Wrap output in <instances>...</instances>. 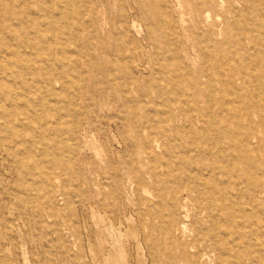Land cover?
I'll return each mask as SVG.
<instances>
[{"label": "rangeland", "instance_id": "1", "mask_svg": "<svg viewBox=\"0 0 264 264\" xmlns=\"http://www.w3.org/2000/svg\"><path fill=\"white\" fill-rule=\"evenodd\" d=\"M0 264H264V0H0Z\"/></svg>", "mask_w": 264, "mask_h": 264}, {"label": "bare ground", "instance_id": "2", "mask_svg": "<svg viewBox=\"0 0 264 264\" xmlns=\"http://www.w3.org/2000/svg\"><path fill=\"white\" fill-rule=\"evenodd\" d=\"M220 110L221 111H219L217 113L216 117L212 116L214 114L211 115V117H213V118L215 117L214 121L217 120V122H219V123H220V121H222L224 119V117H223L224 115H222L223 109L221 108ZM226 114L228 116L226 121H231L235 117L234 114H232L231 112H227ZM197 116H198V118H197ZM185 119L192 126L194 125V122H196V121L202 123L203 125H205L207 122L205 114L201 113L200 110H198V108H193L191 114L185 116ZM221 141L222 142L226 141V138L221 139L220 142ZM194 145H196V146L198 145L196 141L194 142ZM213 145H215L214 148H216V149L221 148V146H220V144H218V142L213 144ZM213 165H215V162L211 161L209 159H208V162H206V163L202 162V166L198 169L197 174H199L201 176H203V175L205 176L204 172L205 171L207 172V168H209V167L215 168V167H212ZM209 174H211V171H209ZM211 177H213V176H211ZM220 182L223 183L224 185H227V186H225V188H218V186L216 185V181L214 179L208 178L205 181H203L202 183H198L195 181V182H193V184L191 183L189 185V187L187 188L186 192L188 193L189 196L195 195L197 197L196 199H194V201L196 203L195 206L197 208V212H198L199 216H201V214L203 215L205 212H207L208 216L210 215V213L214 209L212 206V202H213L215 197L216 198L218 196L224 197L225 194L227 196L231 195V193L233 191H237V192L242 191V182L239 180H236V179L232 180L229 182V184H225L224 181H220ZM251 186H252V188H251L252 194L249 195V200L255 203L254 207L256 208L257 196L259 194H262L263 191L260 188H257L256 186H254V184H252ZM217 189H219V190H217ZM199 200H204L206 202V204L201 205ZM173 212H174V214L176 213L174 210H173ZM189 218H190V214L188 212H185V220H188ZM210 218H213V217H210ZM192 227H193V229H189L187 224L184 223L181 228H178L177 233H181L182 236H186L188 233L189 234L193 233L194 236L192 237L191 245L194 248L195 247L200 248L201 245L204 244V242L207 244L208 243L213 244V241L215 239H213L211 237L210 231L205 229L204 226L201 224V222L198 221V219L193 221ZM226 235H228L227 230H222L218 234V238L220 239L221 238L220 236L223 237ZM206 247H208V245Z\"/></svg>", "mask_w": 264, "mask_h": 264}]
</instances>
